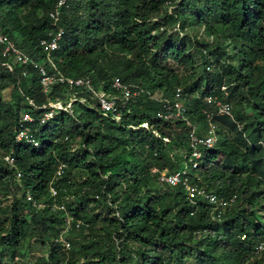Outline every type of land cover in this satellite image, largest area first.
<instances>
[{
  "label": "trees",
  "instance_id": "1",
  "mask_svg": "<svg viewBox=\"0 0 264 264\" xmlns=\"http://www.w3.org/2000/svg\"><path fill=\"white\" fill-rule=\"evenodd\" d=\"M56 1L0 0V32L50 72L38 42L57 26L62 34L49 59L64 77L87 76L93 88L112 94L110 78L116 76L123 83L157 91L161 99H170L173 88L181 86L186 94H198L186 96L183 104L187 117L203 127V96L231 101L232 119L224 115L214 119L232 131L233 138L226 142L218 136L197 166L188 167L187 176L190 180L195 173L198 183L220 195L234 194L235 200L211 219L205 202L189 204L180 184L167 186L150 175L151 168L168 166L163 153L174 147L184 150L186 143L183 132L170 137V129H179L156 119L161 104L145 95L141 103L122 107L116 103L118 123L102 117L96 106L74 101L70 113L58 110L45 123L35 125L38 147L14 142L19 112L0 102L4 123L0 128V216L6 214L0 218L4 247L0 264L5 256L10 262L18 246L34 237L46 252L37 264H264V250L260 257L252 255L253 245L264 240V112L257 105L264 103V0H167L175 4L172 13L163 16L159 10L166 0H65L53 25L47 13ZM205 15L210 22L201 20ZM190 19L201 23L214 41L189 44L185 35L177 38L165 33L166 23L177 21L183 30ZM211 24L218 28L212 29ZM198 59H202L200 70ZM2 61L0 84L11 85L17 103L20 78L30 82L23 86V97L37 107L45 98L62 96L70 89L80 90L79 96L87 99L83 86L65 81L55 82L48 94H41L36 69L14 64L9 71ZM164 63L179 67L180 72ZM190 80L189 86L183 85ZM242 106H249L256 115H244ZM46 109L31 107L29 111L36 117ZM143 122L158 137L139 126ZM161 137L169 140L162 143ZM75 138L80 142L77 153L68 144ZM5 155L13 158L12 166L4 162ZM59 163L63 168L53 184L55 202L73 219L87 224L64 235L69 242L65 252L55 242L64 211L51 209L48 191ZM182 166L179 160L173 169ZM75 167L84 168L87 176L73 174ZM16 170L21 174L18 181L14 180ZM26 192L34 205L25 199ZM68 197L76 203L66 202ZM90 204H95L93 210L104 207L105 215H88ZM78 236L81 240L75 241Z\"/></svg>",
  "mask_w": 264,
  "mask_h": 264
},
{
  "label": "built area",
  "instance_id": "2",
  "mask_svg": "<svg viewBox=\"0 0 264 264\" xmlns=\"http://www.w3.org/2000/svg\"><path fill=\"white\" fill-rule=\"evenodd\" d=\"M65 0H57L54 7L47 13L48 17L51 19L52 24L55 25L57 16L59 14V7L63 5ZM62 30L56 26L55 32H50L47 34V39H40L38 44L41 52L44 53L45 59L51 66L50 72H47L42 63L35 62L31 60L27 55H25L21 50L15 45V43L8 39L3 33L0 32V58L3 59L2 64L9 70L12 71L14 64L26 65L30 64L33 69H36V75L38 77V83L43 94L51 90V86L55 82L65 81L69 85L83 86L87 91L89 96L94 97L95 106L98 113L105 118H109L115 123L119 122L120 113L118 111L117 104L124 106L127 103H134L139 97L145 95L148 99L159 102L160 108L155 111L154 116L157 119H161L166 122H179L183 124L186 128V139H187V162L191 164V167H195L196 160L201 156L204 150H210L213 148L217 140L216 128L214 118L217 116H227L232 119V106L228 101L219 99L214 95L207 94L201 99L204 102L203 108L200 109L201 113L204 115V121L206 126L204 127L205 133L199 134L196 132L197 124L192 122L185 114V106L183 101L186 96L198 97V94H186L181 86H175L172 91V95L169 98L161 99L159 94L150 95V92L140 86L137 83H123L118 77L113 76L110 78L109 88L114 92L112 94H102L99 89L93 88L88 78H68L64 77L52 64L49 59V53L58 48V41L61 37ZM29 106L33 109H43L47 108L43 113L33 117L30 113V109L22 110L18 114L16 124L13 128V138L14 142H23L25 144L31 145L32 147H38V140L36 137V126L45 123L48 119L53 117L58 110L67 111L70 113V106L75 98H68L66 105L61 106V104L56 103L57 106L43 107L34 106L30 99H26ZM117 103V104H116ZM30 107V108H31ZM144 125V124H142ZM66 137L63 138L65 140ZM263 146V145H262ZM264 156V146L262 150ZM4 162L12 166L13 158L10 155H5L3 157ZM63 164L59 163L53 172L52 179L49 183V197L51 198V203L49 204L52 210L64 211L62 216V225L58 233L55 242L61 245L62 251H67L69 249V242L65 239L64 235L70 231H78L81 227L87 226L86 223L78 219H73L66 210L63 208L62 204H57L55 202L56 189L53 187L54 181H56L62 173ZM175 175L165 174L163 177H159V181L165 183L167 186H175L180 184L184 188L185 199L189 204L196 205L198 201H203L209 206V214L211 219H217L219 215L227 209L235 200V195H219L214 193L212 190H208L205 186L197 185L194 182H190L186 171L184 168L176 170ZM151 172H155L152 168ZM174 173V172H173ZM171 174V173H170ZM20 171L16 170L14 173V180L18 181L20 178ZM93 198H98L94 195ZM25 199L30 201L32 205L34 202L31 196L26 192ZM46 204H36L35 206H44ZM244 235L241 234L239 239H243ZM264 250V240H258L252 249V255L254 257H260ZM184 264H193L190 261Z\"/></svg>",
  "mask_w": 264,
  "mask_h": 264
},
{
  "label": "rangeland",
  "instance_id": "3",
  "mask_svg": "<svg viewBox=\"0 0 264 264\" xmlns=\"http://www.w3.org/2000/svg\"><path fill=\"white\" fill-rule=\"evenodd\" d=\"M175 1H177V0H175ZM173 4H175V2H168L167 0L164 1V3L160 6L159 16H163V14L168 15V14L172 13ZM201 20L204 21V23H206V22H210L211 19H210V16L205 15ZM177 24H178L177 21H175L173 23H171V22L166 23V25L164 26L165 33L166 34L171 33L173 36H175V37L177 36V38H180L182 35H185L188 38L189 44H193L194 41H203V42H206V43H212L214 41V39H213L214 35L210 34V32L207 31L203 27V25L201 23H199V25L195 24L193 19H190L188 21L186 27L183 30H179ZM211 27H212V29L218 28L217 25H215V24H211ZM227 51H229V48L227 49ZM197 62H198L197 68L200 70V65H201L202 59H198ZM165 65L167 67L171 68V69L172 68L173 69H177V71H176L177 73L180 72V68L179 67H174L171 64H169V66H168V63L165 64ZM86 77L87 76L79 77V78H86ZM192 81H194V80H192ZM190 83H192L191 80L186 82L183 85L184 86H189ZM28 84H30L29 80H24V79L21 80V78H20V83H19L18 87L16 88V92H15V96L20 99L19 103H17V100H14L13 96L11 95V92H10L11 85H7L5 83H1L0 84V102L1 103L3 102L6 105L11 106L12 110L15 109V107H16L18 112H20L22 110L30 109L31 106H29L28 101L23 97V86L24 85H28ZM16 85H17V82H16ZM147 89H148V87H147ZM40 92L42 94L41 89H40ZM49 92H46L44 95L48 94ZM149 92H150V90H149ZM153 93H156V95L159 94L157 91H152V92H150V95H153ZM79 95H81L80 90L78 92L77 90L70 89L69 91L63 93L62 96L52 97V98H48V99L45 98V101L42 102L39 106L40 107L41 106L48 107L49 105L57 106L56 103H59V104H61V106H63V105L67 104L68 98H75L76 99V100H74L75 102L85 103L89 107H92V108L95 107L94 97L89 96V94H88V96H86L87 99L84 101V99L81 98V96H79ZM140 100L144 101L141 97H139L138 100L134 101V104L135 103H141ZM119 103L121 105L122 102L119 101ZM229 103L231 104V106L233 108L234 107L233 103L231 101ZM257 105L259 107H262L263 112H264V103L259 102V104H257ZM151 106L154 108V105H151ZM120 107H122V106H120ZM135 107L136 106H133V108H135ZM75 111H76V108H75ZM240 111L246 116L252 117L253 115H256L255 110L253 111V109H250L249 106H242ZM144 112H145V109H144ZM1 116H3V113H0V117ZM204 123H205V121H204ZM142 126L145 129H150V131H151V127L147 123H144V125H142ZM219 127H220L219 135H218L219 139L221 141H226V142L231 141V139L233 138L232 131H230L227 128L222 127L221 125ZM0 128L1 129L4 128V123L1 120H0ZM132 129L133 130L137 129V127L132 128ZM169 129H170V127H169ZM177 129H179V130L178 131H174V132H171V131H173L171 129H170V131H168V134L170 133V137L175 135L176 132H180V133L183 132L184 136H185V142H187V139H186V135H187L186 134L187 133L186 132V128L182 126V127H177ZM165 132H167V130ZM196 132H198L199 134H204L205 133V129H204V127L202 125H199V126L197 125ZM167 139L169 140L168 137H167ZM68 144L70 145V150L74 151L75 153H77L78 148L80 147L79 139L75 138L74 140H72ZM176 155H178V156H176ZM185 156H187V150L186 149H184V150L183 149H178L177 147H174L173 149L167 150L166 153H163L162 158L166 161L168 166H164L166 168L162 169V171L159 172V177L161 178V177L165 176V174L175 175L177 173V171L176 170L173 171V168H174L173 166L176 165V162L179 161V160L182 161V163L185 165V167H183V168H184L185 171H187L186 168H188V162H187V159H184ZM73 169H74L73 170V174L83 175L84 177L87 176V174H86L87 172L85 171L84 168L75 167ZM149 173H150V175H152L156 179V181L158 180V182H159L158 174L154 175L151 172H149ZM243 173H244V171H243ZM81 179L82 178L80 177L79 181H81ZM159 187L162 188L163 186L160 185ZM19 194H20V191L17 192V196ZM9 196L10 195H8V197ZM67 199L68 200H66V202L73 203V204L76 203V200H75L74 197H68ZM8 202L9 201L5 202L4 205H7ZM109 202L110 201L108 199V200H106V203L104 202V204L107 205ZM94 206H95V204H90L88 206L89 207L88 215H92L91 213H99L100 217L105 215L106 211H105L104 207H96L93 210ZM111 206L113 208H115L114 204L111 205ZM63 208H64V206H63ZM22 213L24 215L27 214V210L23 209ZM5 215L0 216L1 221H2V219H4ZM4 233H5V230L2 232V234H4ZM74 240L75 241L81 240V236H78V238H76ZM3 249H4V247L0 244V253L2 252ZM45 255H46L45 245L41 244L39 238L38 237L29 238V239H26L22 244H20L18 246V248L16 250V254L12 258V260L10 262L7 261V260H9V258L7 256H5L3 258V261L1 262V264H37L38 259H40L41 257H45ZM74 256L77 257L79 262H81L83 260L81 254L79 252H76ZM193 264H196V263L194 262Z\"/></svg>",
  "mask_w": 264,
  "mask_h": 264
},
{
  "label": "clouds",
  "instance_id": "4",
  "mask_svg": "<svg viewBox=\"0 0 264 264\" xmlns=\"http://www.w3.org/2000/svg\"><path fill=\"white\" fill-rule=\"evenodd\" d=\"M155 117V116H154ZM156 118V117H155ZM157 119V118H156ZM161 120V119H160ZM215 120V119H214ZM163 121V120H162ZM192 121V120H191ZM164 122H166V121H164ZM193 122V121H192ZM145 122H143V123H141L139 126H141V127H143L142 126V124H144ZM170 125H172V126H174L175 127V129L179 126V125H175V123H177V122H173V123H171V122H168ZM215 123H216V125H217V128H216V135H217V139H218V133H217V131H218V129H220V124H218L216 121H215ZM196 124L199 126V124L196 122ZM183 126V124H181V127ZM135 127H137V126H131V128H135ZM151 132H152V134L154 135V136H156V137H158V134H157V131H155V130H151ZM167 138L166 137H161V141H162V143H166L167 142V140H166ZM217 141V140H216ZM186 143V148H187V142H185ZM259 143H260V141H259ZM215 145V144H214ZM264 146V145H263ZM214 147V146H213ZM185 148V149H186ZM187 150V149H186ZM211 150V149H210ZM263 150V149H262ZM188 151V150H187ZM204 154V152L201 154V156L196 160V165H195V167L197 166V164H198V162H200V160H201V158L204 156L203 155ZM184 159H187L186 158V156L184 157ZM183 167H185V165L183 164V166L181 167V168H183ZM188 167H191V164L188 162ZM195 167H191V168H195ZM154 169H155V172H151V169H150V172L151 173H153L154 175L155 174H157V173H159L160 171H162V169H164V168H166V167H164V168H162V169H157V168H155V167H153ZM180 168V169H181ZM176 169H173V171H175ZM177 170H179V169H177ZM186 175H188V168H186ZM188 177V176H187ZM188 179H189V177H188ZM190 182H194V183H196L197 185H203V184H201V183H198V177L196 176V174L195 173H192L191 174V176H190V180H189ZM203 186H205V185H203ZM206 187V186H205ZM207 188V187H206ZM184 189V188H183ZM208 189V188H207ZM208 190H211V189H208ZM213 191V190H212ZM214 192V191H213ZM215 193V192H214ZM184 194H185V192H184ZM217 194V193H216ZM220 195V194H219ZM229 196V195H228ZM231 206V205H230Z\"/></svg>",
  "mask_w": 264,
  "mask_h": 264
}]
</instances>
